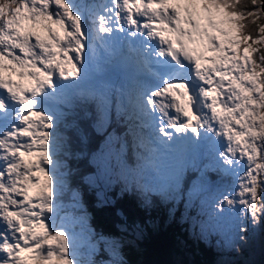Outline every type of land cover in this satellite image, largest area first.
<instances>
[{"label": "snow or ice", "instance_id": "6c2138e0", "mask_svg": "<svg viewBox=\"0 0 264 264\" xmlns=\"http://www.w3.org/2000/svg\"><path fill=\"white\" fill-rule=\"evenodd\" d=\"M118 33L131 38L120 51L140 69L134 86L119 101L76 94L97 102L98 159L134 143L138 167L163 179L144 190L164 191L181 170L162 158L206 143L202 169L232 178L213 212L235 214L237 241L264 220V0H0V264H94L81 252L95 251L92 230L78 243L58 216L63 113L50 102L84 77L90 53L116 50Z\"/></svg>", "mask_w": 264, "mask_h": 264}, {"label": "rangeland", "instance_id": "374dc122", "mask_svg": "<svg viewBox=\"0 0 264 264\" xmlns=\"http://www.w3.org/2000/svg\"><path fill=\"white\" fill-rule=\"evenodd\" d=\"M118 38H122V34L118 33ZM129 42H131V38H129ZM90 55L88 62L91 59ZM126 71L129 72V75H127V79L124 81L116 76L115 73L109 75L116 84L115 99L117 101L120 99L121 89H125L126 91L131 89L137 80L136 78L139 77L138 75L134 76L129 69H126ZM65 105L64 108H58V111L63 113L62 124H60V127L57 129L60 133V147L58 153L63 150L65 132L72 129L77 135V139L71 137L70 140L72 144L76 146L77 152L90 163L97 165V170L92 172L88 177V188L94 191L99 202L109 199V189H111V185L115 183H118L120 185L119 189L125 193L130 192V181L132 180L139 182L143 189L145 181L162 187V184H159L158 180H153V169L147 168L141 170L138 167L142 162L138 159L139 153L136 147L126 145L123 150L119 148L115 150L114 146H116V144L114 142L112 149L113 152H119V158L117 159L113 156L109 159L107 165L103 164L98 159V154L99 150L104 146L105 140L100 133L93 130L94 120L92 115L95 108L90 107L88 104L85 106L82 105L76 109L75 113H73L70 118L64 120V117L68 113L74 111L73 108L70 110L71 103L69 101H66ZM81 115L83 116L81 117ZM112 131L116 134L119 133V131L115 130V127L112 128ZM120 135L122 136V134ZM92 137L94 138V142L93 144H89L87 140ZM200 147L201 144L196 145V149ZM129 149L130 155H127ZM203 152L200 151L193 156H191L190 153H185L180 156L183 164L179 168V170H181V179L177 186H173L164 191L154 189L148 192L145 190L142 194H139V198L141 200H147L149 204H152L158 201V196L153 194L160 193L159 197L161 195L167 197L165 201L172 204L170 205L171 209L179 205V209L182 210L183 214L189 219L188 226L190 228V234L197 237L195 246L200 248L203 244L208 245L207 248H210L213 251V255L216 257V262L214 264H264V220L259 224L251 225L243 240H236L235 225L237 220L235 214L225 213L222 216L216 215L212 208L216 198L230 189L232 178L228 174L214 169H210L209 171L212 172V170H214L219 177L214 178L211 173L207 175L208 170H204L201 167V161L204 159ZM193 158H195V162H193ZM204 162H207V159H205ZM129 165H131V167ZM194 168L201 170L200 173L194 172L195 178L183 188L185 191L181 193L184 170L189 172L194 171ZM201 176H203V181L201 180ZM159 180L163 181L162 179ZM77 192L80 196V191L77 190ZM69 195V189L64 188L62 197L67 199ZM93 198L95 197L93 196ZM72 206L76 207L78 210L73 211L71 208ZM62 208L72 211L71 213L68 211L65 212V217L68 221L66 229L70 234H75L78 243L81 241L83 235L82 230H92L93 238L91 244L95 245V251L92 252L88 246L81 249V252L84 254L83 258L86 261L90 260L92 255L100 250V243H102V246L108 252H118V247L123 243V239L115 236L103 237L104 234L96 238L93 228L89 224V215L85 209L82 208L77 197L74 201L61 205L58 209L62 210ZM183 208L185 209L183 210ZM188 209L191 210L190 214L187 213ZM60 222L63 223V220H60ZM74 224H77V226H74ZM71 227H73L74 230H71ZM127 239L133 240L132 238ZM182 249L188 257L191 252L189 251L188 243L182 245ZM181 257V254L175 256L178 260H180ZM116 264L121 263L116 262Z\"/></svg>", "mask_w": 264, "mask_h": 264}, {"label": "trees", "instance_id": "16d2710c", "mask_svg": "<svg viewBox=\"0 0 264 264\" xmlns=\"http://www.w3.org/2000/svg\"><path fill=\"white\" fill-rule=\"evenodd\" d=\"M113 127L120 133L125 127V121L117 123L114 120ZM68 137H65L63 148L66 153L60 152L59 156L64 162L65 177L68 179L64 186L69 189L70 198H73L74 192L77 193V199L85 204L90 215L92 213L90 224L98 237L104 234L105 237L115 236L123 239L117 253L108 252L100 243V250L90 258L94 264H116V262L121 264H214L216 262L213 251L207 248L208 245L203 244L200 248L195 246L197 237L190 234L189 219L183 211L176 208L172 214L167 209L159 208L158 201L149 204L147 200H141L139 194L143 191L137 182H131L129 193L120 190L118 183L112 184L109 189V199L99 202L94 191L88 188V177L97 170L96 165L84 159L76 151V146L70 140L71 137L77 139L72 129L68 130ZM87 142L93 144L94 138ZM76 189L80 191V196ZM61 198L64 200L62 194H60ZM187 213L190 214L191 210L188 209ZM186 243L191 251L188 257L182 249V245ZM179 254L182 255L180 260L175 258Z\"/></svg>", "mask_w": 264, "mask_h": 264}, {"label": "bare ground", "instance_id": "6f19581e", "mask_svg": "<svg viewBox=\"0 0 264 264\" xmlns=\"http://www.w3.org/2000/svg\"><path fill=\"white\" fill-rule=\"evenodd\" d=\"M118 35V34H117ZM138 76H140V75H138ZM137 79V78H136ZM208 154H209V152H208ZM181 156V155H180ZM205 159H208V155L206 154V156H205ZM204 159V160H205ZM161 166H162V168H164L165 170H171V169H175L176 167H174V166H167L166 165V163H162L161 162ZM195 169V170H194ZM193 170V172H196V173H200V171L201 170H199L198 168H194ZM210 169H208V174L210 173V171H209ZM212 172L215 174V177H219L217 174H216V172L214 171V170H212ZM226 175V174H225ZM185 190H182V192H184Z\"/></svg>", "mask_w": 264, "mask_h": 264}, {"label": "clouds", "instance_id": "9594fccd", "mask_svg": "<svg viewBox=\"0 0 264 264\" xmlns=\"http://www.w3.org/2000/svg\"><path fill=\"white\" fill-rule=\"evenodd\" d=\"M176 208L174 209H170L169 212L173 214V212H175Z\"/></svg>", "mask_w": 264, "mask_h": 264}]
</instances>
